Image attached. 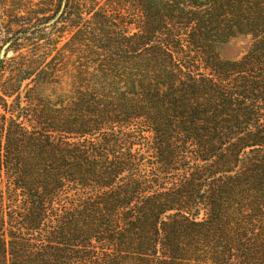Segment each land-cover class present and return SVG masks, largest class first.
Wrapping results in <instances>:
<instances>
[{"label":"trees","instance_id":"obj_1","mask_svg":"<svg viewBox=\"0 0 264 264\" xmlns=\"http://www.w3.org/2000/svg\"><path fill=\"white\" fill-rule=\"evenodd\" d=\"M42 4L0 59V264H264V0Z\"/></svg>","mask_w":264,"mask_h":264},{"label":"rangeland","instance_id":"obj_2","mask_svg":"<svg viewBox=\"0 0 264 264\" xmlns=\"http://www.w3.org/2000/svg\"><path fill=\"white\" fill-rule=\"evenodd\" d=\"M43 0H0V55L4 47L8 44L14 34L22 27L29 23V17L32 15V10H40ZM55 7H52V14ZM34 17V16H33ZM249 38L237 37L230 40L227 44L223 45L219 49L220 58L224 61H236L239 60L249 48ZM26 51L22 50L21 55H25ZM17 57L13 51L9 48L6 49L5 59L6 61H12ZM68 90V96L70 95V89ZM65 90L59 85L48 87V94L56 97L57 94L64 95ZM69 97L64 99L68 100ZM71 100V98L69 99ZM65 101V100H64ZM57 102L56 104H58ZM71 110V109H68Z\"/></svg>","mask_w":264,"mask_h":264},{"label":"water","instance_id":"obj_3","mask_svg":"<svg viewBox=\"0 0 264 264\" xmlns=\"http://www.w3.org/2000/svg\"><path fill=\"white\" fill-rule=\"evenodd\" d=\"M10 44H7L4 49L2 50L1 52V55H0V59H3L5 58V54H6V49L9 47Z\"/></svg>","mask_w":264,"mask_h":264}]
</instances>
